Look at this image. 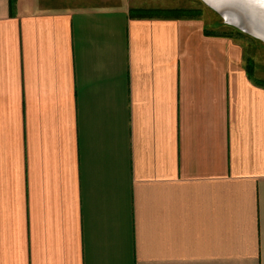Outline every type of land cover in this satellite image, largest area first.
<instances>
[{"label":"crops","instance_id":"crops-1","mask_svg":"<svg viewBox=\"0 0 264 264\" xmlns=\"http://www.w3.org/2000/svg\"><path fill=\"white\" fill-rule=\"evenodd\" d=\"M151 8L0 0V264H264L261 47Z\"/></svg>","mask_w":264,"mask_h":264},{"label":"rangeland","instance_id":"rangeland-1","mask_svg":"<svg viewBox=\"0 0 264 264\" xmlns=\"http://www.w3.org/2000/svg\"><path fill=\"white\" fill-rule=\"evenodd\" d=\"M69 4L71 0H62ZM145 3H150L155 8L141 10L140 14H152V15H169L170 13H166L163 8H192V9H199L200 15L203 11H206L210 16L215 19V24L213 25V32L217 34H225L233 37L237 40L245 50L248 51L249 54H255V50L260 48L255 55L257 65L260 69L264 71V43L255 38L254 36L242 31L239 29L234 23L225 19L224 16L220 15L219 13L212 10L208 7L202 0H143ZM162 7V8H158ZM137 12V11H135ZM189 14L181 13V17H187ZM253 71L254 66H253ZM264 74L263 72H261ZM253 75V73H252Z\"/></svg>","mask_w":264,"mask_h":264},{"label":"water","instance_id":"water-1","mask_svg":"<svg viewBox=\"0 0 264 264\" xmlns=\"http://www.w3.org/2000/svg\"><path fill=\"white\" fill-rule=\"evenodd\" d=\"M208 7L222 15L228 11L239 18L242 31L264 43V0H202Z\"/></svg>","mask_w":264,"mask_h":264},{"label":"trees","instance_id":"trees-1","mask_svg":"<svg viewBox=\"0 0 264 264\" xmlns=\"http://www.w3.org/2000/svg\"><path fill=\"white\" fill-rule=\"evenodd\" d=\"M166 13H170L169 15H164V17H173L179 18L181 17L180 14H189L187 17H198L200 16L199 9H192V8H163L160 9ZM163 16V15H162ZM253 54H249L247 50H245L244 60H245V70L249 74V76L253 73ZM264 84V81H262Z\"/></svg>","mask_w":264,"mask_h":264},{"label":"bare ground","instance_id":"bare-ground-1","mask_svg":"<svg viewBox=\"0 0 264 264\" xmlns=\"http://www.w3.org/2000/svg\"><path fill=\"white\" fill-rule=\"evenodd\" d=\"M222 16H224L226 20L231 21L235 25H239L240 24L239 18H237L233 13L225 11V12L222 13Z\"/></svg>","mask_w":264,"mask_h":264}]
</instances>
